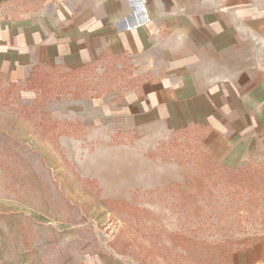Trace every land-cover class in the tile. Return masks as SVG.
<instances>
[{"label":"rangeland","instance_id":"rangeland-1","mask_svg":"<svg viewBox=\"0 0 264 264\" xmlns=\"http://www.w3.org/2000/svg\"><path fill=\"white\" fill-rule=\"evenodd\" d=\"M52 3L4 0L0 11L52 15ZM215 50L185 58L196 71L208 60L198 77L212 105L194 114L210 120L178 130H134L121 97L139 66L127 56L25 81L0 73V264H234L260 248L264 36Z\"/></svg>","mask_w":264,"mask_h":264},{"label":"crops","instance_id":"crops-1","mask_svg":"<svg viewBox=\"0 0 264 264\" xmlns=\"http://www.w3.org/2000/svg\"><path fill=\"white\" fill-rule=\"evenodd\" d=\"M52 4V15L0 11V73L25 81L43 67L80 71L105 52L127 56L140 82L123 93L121 106L134 130L148 133L206 126L209 114L194 108L212 105L213 89L198 77L208 60L197 71L199 60H186L213 58L226 39L264 36V0H85L70 10L62 0ZM177 41L190 46L175 51ZM234 264H264V244L243 250Z\"/></svg>","mask_w":264,"mask_h":264}]
</instances>
